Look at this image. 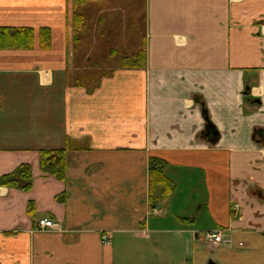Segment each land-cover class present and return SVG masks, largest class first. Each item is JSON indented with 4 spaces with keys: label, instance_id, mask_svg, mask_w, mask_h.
Here are the masks:
<instances>
[{
    "label": "crops",
    "instance_id": "crops-1",
    "mask_svg": "<svg viewBox=\"0 0 264 264\" xmlns=\"http://www.w3.org/2000/svg\"><path fill=\"white\" fill-rule=\"evenodd\" d=\"M74 2L0 0V178L23 164L34 173L29 192L0 187V264H196L201 235L214 230H225L217 250L233 264L260 255L264 141L253 131L264 129V0H146V67L116 69L91 94L76 76L97 38L77 50ZM111 17L99 6L95 28ZM108 37L112 50L113 29ZM126 38L120 49L133 55L140 48ZM209 123L217 137L204 134ZM69 142L67 179L45 176L40 152ZM153 158L176 190L183 179L186 213L163 212L174 195L152 205ZM220 172L223 216L200 230L207 204L194 186L210 190L205 175L217 184ZM42 219L61 230L40 231Z\"/></svg>",
    "mask_w": 264,
    "mask_h": 264
},
{
    "label": "rangeland",
    "instance_id": "rangeland-1",
    "mask_svg": "<svg viewBox=\"0 0 264 264\" xmlns=\"http://www.w3.org/2000/svg\"><path fill=\"white\" fill-rule=\"evenodd\" d=\"M101 2H103V4ZM84 6L86 7L85 9L86 14H89L90 17H92V19L86 21L85 25L90 26L91 24L92 25L95 24L94 17L96 16L99 6L105 9H109V11H111V14H112V17L110 18V22H112L113 32L116 35L115 39L113 40V44L120 40V37L124 31L125 36H127L126 38L127 46L130 43L131 47H133L134 41H135L136 42L135 46H139V48H142L144 44V35H145V15L147 12L146 0H98V1H93V2H87L86 4H84ZM80 11H81V8H80ZM120 15H124V17H121ZM127 20H129V23H128V29L126 30L127 24L125 23V21ZM122 24H126V27L124 28ZM94 29L96 30L95 25H93V28L91 31L84 30V39H83L84 42L86 41L90 43L93 41L94 38H97V43L95 39L92 42V44L95 43L94 44L95 46L93 45L94 53H93L92 62L88 63V66H89L88 69L86 71L82 70L79 73L82 74V73H91V72L93 73L104 72L108 74L112 73V75H114L116 69H119V66L117 65V59L111 57L112 55L110 53L111 51L110 45L112 43L108 41L109 40L108 32H110V30H106L107 32H105V29L103 28L100 29L98 27L97 28L98 31H94ZM84 42H81V46L85 44ZM86 47L88 48V46H85L84 49ZM119 50L122 52V49H119ZM121 57H123V55H120V58ZM97 63H99V66H97ZM79 73L77 74V76L80 75ZM111 76L108 78H111ZM198 171L194 175L197 174L198 176ZM223 175H224L223 172H220V177H219L217 184H215L212 180H209V177L207 174L205 175L204 184L205 185L210 184L212 187L210 190H207V188L205 190V188L202 186H194L193 194L198 197L197 200L200 202L198 205H201L204 202H206L207 204L205 211H203L201 215V218L196 220L197 226L199 227L200 230L212 229L213 227H215V224H214L215 219H218L219 216L220 217L223 216L224 211L222 210L221 207H223L224 205V198H225L224 186L226 185ZM183 182H184L183 179L180 180V182H178L177 190L175 186L174 192L176 194L173 193L171 195V196L173 195L175 196V199L173 200V202H170L169 205H165L166 204L165 202H167V199L164 201L163 203L164 206L161 207L164 213L170 212V214H172V212H178V211H174V208L181 211L180 212L181 214L186 213L187 206L185 204L184 198H185L187 190ZM159 201L161 200H158L157 202ZM216 211L219 213V216L214 217V214L216 213ZM252 249L254 248L252 247ZM198 251L199 252L197 254V261H195L196 264H210V262H214L216 264L235 263V261L233 262L231 259L227 257V255H224L223 250L221 251L217 249L212 250L208 248L205 244H203L202 241L200 242V245H198ZM175 252L178 253L179 257H181L180 253H184V250L178 249V250H175ZM237 252L240 253V250ZM252 252L254 253V251ZM185 253H186V250H185ZM263 254H264V251H262L260 255L258 256H254L251 258L247 257L245 258L242 264H264V258H261ZM189 255L186 257V259L191 261V259L194 257L193 256L191 257ZM231 258H235V257H231Z\"/></svg>",
    "mask_w": 264,
    "mask_h": 264
},
{
    "label": "trees",
    "instance_id": "trees-1",
    "mask_svg": "<svg viewBox=\"0 0 264 264\" xmlns=\"http://www.w3.org/2000/svg\"><path fill=\"white\" fill-rule=\"evenodd\" d=\"M74 20H73V30H74V42L78 47L81 41L84 39V30L91 31L93 25H85L87 20L92 19L89 14H86V7L84 4L87 2H93L98 0H74ZM81 8V11H80ZM80 11V12H79ZM99 26L103 25V21H98ZM106 30H112L113 26L102 27ZM109 28V29H108ZM101 29V28H100ZM9 31V37L12 40H15L18 36V32L12 33ZM81 32V33H79ZM5 36L4 30L0 29V39ZM18 44L13 43L10 46H17ZM121 44L117 42V45H113L112 50L110 51L111 57L117 59V65L121 69H142L146 67L147 63V49L146 46H142L138 52L133 55H124L121 52ZM1 46V45H0ZM118 47V48H117ZM120 55L123 57L120 58ZM88 63L92 62V58L87 60ZM99 66V63H97ZM112 75L104 72L96 73H82L76 77V87L84 88L88 93H94L97 91L103 80ZM247 95L249 91H246ZM260 134H264V129L255 128L253 131V137L256 140L260 139ZM77 150L74 143L69 142L68 146L60 150H50V151H41L40 152V169L41 172L48 177H54L60 181H65L68 174V154L72 150ZM165 161L153 158L150 163V198L152 205L158 203V200H164L170 197L175 191V183L171 181L164 172ZM34 185V173L33 168L29 164H23L18 167L13 173L4 175L0 178V187H7L9 189H16L22 192H29L32 190ZM58 201H63L64 197H57ZM31 209V205H30ZM184 224H191L192 220L190 218L181 219Z\"/></svg>",
    "mask_w": 264,
    "mask_h": 264
},
{
    "label": "built area",
    "instance_id": "built-area-1",
    "mask_svg": "<svg viewBox=\"0 0 264 264\" xmlns=\"http://www.w3.org/2000/svg\"><path fill=\"white\" fill-rule=\"evenodd\" d=\"M39 230H58L59 227L56 223L49 219H43L40 220L38 223ZM224 235L222 232L214 231V232H208L204 236V242L206 245H208L211 248H217L224 242ZM104 242L108 243L107 237L104 238Z\"/></svg>",
    "mask_w": 264,
    "mask_h": 264
},
{
    "label": "flooded vegetation",
    "instance_id": "flooded-vegetation-1",
    "mask_svg": "<svg viewBox=\"0 0 264 264\" xmlns=\"http://www.w3.org/2000/svg\"><path fill=\"white\" fill-rule=\"evenodd\" d=\"M263 129V128H262ZM213 134V135H215L216 137L218 136V132H217V130H216V128L214 127V126H212V128H210L208 131H207V133H205L206 135L207 134ZM260 140H262V141H264V134H260Z\"/></svg>",
    "mask_w": 264,
    "mask_h": 264
},
{
    "label": "water",
    "instance_id": "water-1",
    "mask_svg": "<svg viewBox=\"0 0 264 264\" xmlns=\"http://www.w3.org/2000/svg\"><path fill=\"white\" fill-rule=\"evenodd\" d=\"M206 120H208V119H206ZM210 128H212V125H208L207 127H206V133H207V131L210 129ZM208 135H210L209 133H208ZM215 136V135H214ZM212 143H214V144H216L217 143V140H212L211 141ZM210 264H216V263H214V262H210Z\"/></svg>",
    "mask_w": 264,
    "mask_h": 264
}]
</instances>
